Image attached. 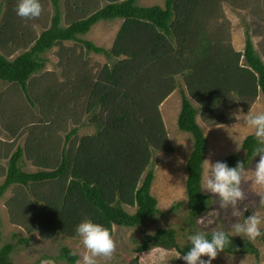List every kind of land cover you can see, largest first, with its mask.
Listing matches in <instances>:
<instances>
[{"label": "trees", "instance_id": "1", "mask_svg": "<svg viewBox=\"0 0 264 264\" xmlns=\"http://www.w3.org/2000/svg\"><path fill=\"white\" fill-rule=\"evenodd\" d=\"M60 1L51 0L50 26L37 38L29 39L22 47L27 50L12 61L7 59V47L16 51L15 44L28 30L20 29L21 19L14 11L17 0L5 1L0 50L7 56L0 55V82L19 87L26 94L30 77L44 67L41 55L66 42H77L85 52L102 55L106 63L94 76L77 70L70 94L58 96L60 102L56 101V110L52 111L53 116L67 114L64 108L77 104L89 114L88 124L94 133L80 138L75 145V140L69 142L76 133L73 130L65 136L64 142L69 144L66 149L49 143L54 135L50 131L44 132L46 136L40 133L28 139L24 154L37 168L34 173L24 172L19 166L23 157L20 147L8 157L0 198L13 186L36 191V186L56 185L45 194L33 193L32 200L22 197L25 194L12 198L8 203L11 222L30 235L39 233L44 240L56 235L78 239L75 227L83 218L102 224L112 236L114 226L138 228L156 214V200L150 193L154 180L152 155L172 152L159 106L175 90L177 76L183 80L184 91L179 90L176 126L192 140L184 186L188 219L194 222L210 207V197L201 191L206 142L197 117L209 125L230 123L234 110L247 109L259 95L264 100V63L250 38L243 52H235L225 45L226 30L221 31L217 24L219 9L228 0H163V7L148 8L136 6V0H106V5L95 7L87 15L81 6L92 0L64 2L62 8ZM61 13L70 17L65 26H61ZM115 20L122 23L109 50L79 38L98 22ZM47 85L46 90L56 87ZM11 125L15 127V121ZM6 129L12 131L9 126ZM254 146L253 135L242 143L245 159L239 162L245 168L253 159ZM222 161L230 167L238 162L234 155ZM124 207L133 209V213H127ZM258 239L264 240V235ZM189 247L190 243L177 244L172 229H157L141 239L135 252L162 249L182 256ZM13 249L11 244L0 247V264H14L10 258ZM218 253L249 255L257 261L259 256L251 240L233 237ZM57 259L76 264L78 257L62 247ZM129 264L138 261L132 258Z\"/></svg>", "mask_w": 264, "mask_h": 264}, {"label": "rangeland", "instance_id": "2", "mask_svg": "<svg viewBox=\"0 0 264 264\" xmlns=\"http://www.w3.org/2000/svg\"><path fill=\"white\" fill-rule=\"evenodd\" d=\"M6 0H0V20L5 17L4 4ZM73 2V0H62L61 8L64 2ZM41 12L38 17L32 19H21L19 25L24 32L21 42L16 43V51L9 45L7 47L9 56L6 52L0 50V55L7 56L9 61L25 52L23 45L31 38H37L42 31L50 26V19L53 15L51 0H39ZM106 0H92L85 2L83 8L85 15L90 14L95 7H103ZM138 7L148 8L152 6L163 7V0H136ZM220 18L217 24L222 31L226 30L227 43L235 52H243L246 39L250 38L253 49L264 63V0H228L222 3L220 9ZM61 26L68 22L64 13H61ZM16 19H14L15 21ZM69 21V20H68ZM122 21L98 22L90 31L79 37L81 40L91 42L94 46L109 50L115 38V35ZM44 67L35 75L30 77L27 82L26 94L11 84L0 82V184L3 182L8 157L20 147L23 150V157L19 166L24 172L34 173L36 167L25 156V143L28 139L33 140L36 134L40 133L46 136V133H53L49 138V143L58 149L64 146L65 136L73 130L76 133L70 138V141H77L87 135H92L94 129L88 124L89 114L84 113L80 107L66 106L65 112L56 116L52 115L55 111L58 96L63 98L70 94L76 80L77 70H86L90 76H94L106 63L102 55L85 52V49L77 42H66L55 46L50 51L41 55ZM77 59V60H73ZM77 61V66L75 62ZM83 66V67H82ZM175 90L160 104L159 113L166 132L167 139L172 147V152H157L152 155L151 169L154 172V180L151 184L150 193L156 200L157 213L149 217L141 227L138 228H112V239L114 243V252L108 260H97V264H129L132 258L138 261V264H185L175 251H165L160 249H151L145 253H136L135 250L145 235L152 234L157 229H172L176 234V242L179 246L188 244L187 236L201 231L205 234L213 231L225 230L233 238L247 239L234 235L231 226L234 222L242 221L244 216L254 213L264 217V205L260 203V196L250 187L249 182H241V189L244 198L238 202L239 216H232V209L226 207L221 209L215 194L206 193L210 197V207L206 213L190 222L188 219V209L185 194V162L192 148L191 136L178 131L176 126L177 115L180 110V93L184 91L183 80L180 76L175 77ZM44 84L54 85L46 90ZM44 86V87H43ZM51 90V91H50ZM185 95L187 92L185 91ZM63 100V99H62ZM32 102V104H31ZM60 100L58 101L59 104ZM196 107V105L194 104ZM264 111V100L261 95L257 96L253 104L247 109L237 108L232 112L233 121L221 125H209L197 117V124L200 126L206 142L205 158L211 162L222 161L226 157L234 155L238 161L245 159V153L241 149L242 143L247 136L252 135L251 130L247 129L242 120H236L234 113L239 110L247 113L248 110ZM67 110V111H66ZM49 113H51L49 115ZM73 114V115H72ZM15 121L16 125H11ZM9 126L10 129H6ZM31 130V131H30ZM35 134V135H34ZM42 137V136H41ZM52 141V142H51ZM35 145V144H34ZM33 147H30L32 150ZM30 157V155H28ZM204 158V159H205ZM258 156L253 158L249 166L254 167ZM202 183V182H201ZM56 185L46 183L36 186V191L29 189L10 187L0 198V247L5 244L14 246L10 255L14 264H64L57 258L62 247L68 248L76 256L80 257L84 251L82 244L78 239L61 238L56 235L54 238L44 240L39 233L31 235L26 230L16 224H13L8 214L9 201L15 196L27 197L32 200L33 193L48 192L49 188ZM124 210L132 214L133 209L124 207ZM261 232H264V220L260 225ZM29 238L26 244H18L20 240ZM253 246L258 251V261L253 256H230L217 253L211 264H264V240L258 237L251 240ZM207 259V257H202Z\"/></svg>", "mask_w": 264, "mask_h": 264}, {"label": "clouds", "instance_id": "3", "mask_svg": "<svg viewBox=\"0 0 264 264\" xmlns=\"http://www.w3.org/2000/svg\"><path fill=\"white\" fill-rule=\"evenodd\" d=\"M15 14L21 19L38 17L41 12L39 0H17ZM236 120H242L247 129L251 130L255 138L252 157H259L254 167L245 168L244 163L237 162L228 166L226 162L203 159L200 174L201 190L215 194L221 209L230 207L232 216L240 215L236 207L244 198L241 182L247 181L250 187L260 196V203L264 205V111L248 110L242 113L237 110L233 114ZM264 217L251 213L244 216L242 221L234 222L231 231L234 235L246 237L248 240L264 235L260 225ZM75 234L79 238L84 251L76 264H97V260H108L114 252V243L108 228L89 218H83L75 227ZM225 230L213 231L210 237L204 232L197 231L187 236L190 247L181 258L185 264H211L217 253L222 251L230 241ZM76 255L75 252L72 253ZM207 257V259H202Z\"/></svg>", "mask_w": 264, "mask_h": 264}, {"label": "crops", "instance_id": "4", "mask_svg": "<svg viewBox=\"0 0 264 264\" xmlns=\"http://www.w3.org/2000/svg\"><path fill=\"white\" fill-rule=\"evenodd\" d=\"M31 162V161H30Z\"/></svg>", "mask_w": 264, "mask_h": 264}]
</instances>
